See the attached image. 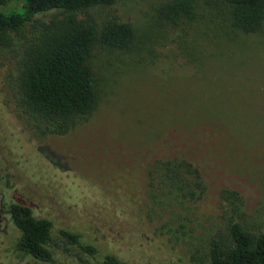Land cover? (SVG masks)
Here are the masks:
<instances>
[{"label": "rangeland", "instance_id": "374dc122", "mask_svg": "<svg viewBox=\"0 0 264 264\" xmlns=\"http://www.w3.org/2000/svg\"><path fill=\"white\" fill-rule=\"evenodd\" d=\"M155 5L122 0L93 10L99 22L110 14L129 21L134 41L126 50L93 46L97 105L65 134L38 137L17 117L12 65L0 50V190L5 204L29 203L51 219L55 243L64 228L103 252L125 251L135 264H197L192 254H202L230 215L223 189L237 192L245 226L264 232V24L237 30L229 6L207 0L197 2L194 19L172 24L156 16ZM10 35L18 44L29 25ZM173 155L190 160L206 182L205 196L192 204L180 206L146 178L152 160ZM59 170L70 173L72 192ZM16 236L11 229L10 246ZM61 251L51 263L26 257L19 264L102 261L100 253Z\"/></svg>", "mask_w": 264, "mask_h": 264}, {"label": "trees", "instance_id": "16d2710c", "mask_svg": "<svg viewBox=\"0 0 264 264\" xmlns=\"http://www.w3.org/2000/svg\"><path fill=\"white\" fill-rule=\"evenodd\" d=\"M7 1L0 0V50L8 53L12 65L8 91L14 111L38 137L68 133L97 105L94 72L89 63L93 46L126 50L133 44L134 28L129 21L110 14L99 22L93 11L101 6L113 7L122 0H23L18 8L6 10ZM151 1L156 2L155 12L160 20L177 24L194 19L199 0ZM207 1L228 5L231 25L237 30L256 32L264 24V0ZM37 14L48 17H36ZM25 25H29V35L15 44L10 32H19ZM145 173L151 185L161 186V192L172 196L180 206L205 196L207 186L200 169L184 156L156 158ZM67 174L70 173L58 171L61 181L67 183L65 190L70 193L71 180ZM0 188H4L3 184ZM83 195L73 198L76 206ZM220 197L227 201L230 209L225 228L207 238L202 254H192L193 261L197 264H264V232L253 233L242 222L237 192L223 189ZM3 198L0 190L1 264H19L26 257L51 263L61 250V254L77 250L89 257L100 253V264H135L123 255L125 251L103 252L97 244L82 241L80 233L68 229L59 230L60 242L55 243L51 219L36 216L29 203L5 204ZM232 203L235 217H232ZM125 219L129 222L128 213ZM11 229L17 231V236L10 246ZM144 247H148L149 253L154 252L152 246ZM80 264L89 263L81 261Z\"/></svg>", "mask_w": 264, "mask_h": 264}]
</instances>
